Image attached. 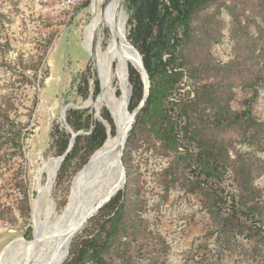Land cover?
<instances>
[{
  "label": "trees",
  "instance_id": "trees-1",
  "mask_svg": "<svg viewBox=\"0 0 264 264\" xmlns=\"http://www.w3.org/2000/svg\"><path fill=\"white\" fill-rule=\"evenodd\" d=\"M126 3L129 10L127 44L138 56L131 45L142 55L150 92L127 136L123 163L128 166L127 150L139 140L159 144L161 152L174 157L172 168L164 175H174L191 194L202 193L207 208L224 215L221 220L224 234L261 236L264 200L254 179L264 173V165L251 154L236 151L232 156L231 153L234 137L264 152V121L251 113L252 103L259 97V87L264 86V0H126ZM221 5H228L231 12L235 42V58L224 65L201 55L198 48L201 42L195 37V27L202 23L204 14ZM246 11L257 27V37L250 33V22L243 24L241 16ZM210 43L207 39L204 46ZM31 68L29 65L27 69ZM128 70L131 86L128 109L132 113L143 99L144 82L137 68L130 64ZM48 71L49 68H45L40 77L38 71L34 73L40 86L48 78ZM87 73L80 76L79 96L88 100L92 94L96 99L101 94L100 80L92 77L91 90ZM187 77L196 84L194 97L174 98V92L179 91ZM235 81L252 91L244 111H233L230 106ZM14 108L11 99L0 97V162L11 154H23L26 125L11 117ZM100 117L94 118L89 108L67 110V124L75 133L83 134L76 135L75 144L58 172L59 178L67 176L68 182L71 181L90 156L104 145L108 138L106 123L111 135H116L110 111L102 109ZM57 135V153L62 156L72 137L67 128L58 129ZM181 147H184L182 151ZM72 165L73 171L70 170ZM227 173H231L235 189L230 194L224 186ZM129 186L127 181L125 189L104 205L87 222L82 233L72 239L68 257L65 256L62 264H134L133 255L137 251L132 250V243H147L144 240L148 234L144 222L137 216L141 209L139 203L129 197ZM27 198L26 195L25 201ZM20 210L22 217L30 216L29 206L27 211ZM16 220L9 208L0 205V222L8 221L15 226ZM31 234L32 229L28 228L24 237L30 240ZM255 252L258 256L264 253L262 249Z\"/></svg>",
  "mask_w": 264,
  "mask_h": 264
},
{
  "label": "rangeland",
  "instance_id": "rangeland-1",
  "mask_svg": "<svg viewBox=\"0 0 264 264\" xmlns=\"http://www.w3.org/2000/svg\"><path fill=\"white\" fill-rule=\"evenodd\" d=\"M62 1L52 0L53 10L44 11L40 8L42 0H0V97L12 100L15 108L11 117L26 125L27 132L23 154H11L0 162V205L9 208L17 219L15 226L8 221L0 222V256L12 245L23 239L27 240L24 235L28 228L32 229L33 238L32 215L41 189L47 186L51 178L54 161L60 157L57 153V130L66 128L62 112L69 105L68 109L86 106L89 99L82 100L78 93L82 74L88 71L91 90L94 87L92 77L96 76L100 80L98 68L83 47V26L89 18L87 7L90 0H77L76 6L70 9H55ZM127 8L125 4L124 10L129 19ZM249 17L250 13L246 11L241 19L244 25L250 22V33L257 37V27ZM233 28L228 5L208 10L202 23L195 27V37L201 42L198 46L201 55H207L205 57L219 65L233 61ZM210 33L219 40L215 41ZM207 39L211 43L204 46ZM29 65L33 68L27 69ZM45 68H49L50 74L44 85L40 86L33 75L38 71L39 77L42 76ZM118 69L119 62L115 60L113 73L111 72V90L120 99L123 94ZM194 84L187 77L173 97L188 95L190 99L193 98ZM232 86L231 109L246 110V101L251 98L252 91L239 81H235ZM129 89L131 93V86ZM117 92L120 93L119 96ZM88 108L94 118L101 119L96 111V104ZM104 108L111 113L104 104L99 112ZM251 113L264 121V86L259 87V97L252 103ZM145 140H139L127 150L128 166L124 164L126 181L123 189L129 181V197L139 203L141 209H138L137 216L144 222L148 234L144 240L147 243H132V250L137 251L132 262L264 264V253L261 255L263 257L255 254V250L264 251V233L256 238L247 233L224 234L221 224L224 215L211 212L202 193L191 194L174 175H164L173 166V155L161 152L159 144ZM233 140L232 156L236 151L251 154L264 165V152L239 141L238 137ZM183 149L181 147L180 150ZM74 165L71 171L74 170ZM81 169L69 182L67 176H57L49 200L58 215L67 206L71 189ZM41 171L45 172L40 176ZM189 171L190 169L187 173ZM254 185L262 190L264 200V173L255 177ZM224 186L229 194L235 192L231 173H227ZM26 195L27 201L24 199ZM28 206L31 208L30 216L22 217L20 209L27 211ZM86 222L77 227L74 237L82 233ZM142 244L144 246L140 249ZM161 249H164V253H161Z\"/></svg>",
  "mask_w": 264,
  "mask_h": 264
},
{
  "label": "bare ground",
  "instance_id": "bare-ground-1",
  "mask_svg": "<svg viewBox=\"0 0 264 264\" xmlns=\"http://www.w3.org/2000/svg\"><path fill=\"white\" fill-rule=\"evenodd\" d=\"M124 8V0H90L87 7L89 18L83 26V47L98 68L102 84L96 108L100 109L104 104L111 110L116 135L108 136L104 145L83 166L71 189L69 202L60 215L49 200L61 167L59 157L54 161L51 178L41 189L32 215L33 238L5 250L0 256V264H62L69 240L77 227L89 220L98 205L123 184L118 152L133 121V116L127 111L131 94L129 64L143 72L140 56L127 44ZM115 60L119 62L116 72L121 79L123 97L120 99L111 90ZM44 172L41 171L40 176Z\"/></svg>",
  "mask_w": 264,
  "mask_h": 264
},
{
  "label": "water",
  "instance_id": "water-1",
  "mask_svg": "<svg viewBox=\"0 0 264 264\" xmlns=\"http://www.w3.org/2000/svg\"><path fill=\"white\" fill-rule=\"evenodd\" d=\"M124 3L126 4V6H127V3H126V0H124ZM128 20V19H127ZM126 27H127V21H126ZM131 45V44H130ZM131 47L139 54V56H140V58H141V63H142V70H143V72H139L138 70V72H139V74L141 75V77H142V80H143V82H144V96H143V99H142V101H141V103L139 104V106L137 107V109L134 111V112H130L129 111V109H128V107H127V111H128V113L129 114H131L132 116H133V118H132V123H130V125H129V127H128V130H127V133H126V136H124V140H123V142H122V145H121V147H120V149H119V165H120V167H121V169H122V172H123V184L121 185V187L119 188V189H117L116 191H115V193L114 194H111L108 198H106L105 200H103V202H101L99 205H98V207L95 209V211L89 216V219L90 218H92L93 216H95L98 212H99V210L104 206V205H106L107 203H109L110 202V200L112 199V198H114V196L120 191V190H122L123 189V187H124V185H125V181H126V174H125V168H124V163H123V153H124V150H125V146H126V141H127V136H129V133H130V131L132 130V127H133V124L135 123V120H136V116H137V114L139 113V111L142 109V107L145 105V103H146V101H147V99H148V96H149V92H150V80H149V76H148V74H147V71H146V69H145V66H144V63H143V58H142V55L137 51V49L134 47V46H132L131 45ZM128 81H129V77H128ZM129 84H130V82H129ZM98 99H99V97L98 98H94V96L91 94V96H90V98H89V100H88V102H87V104H86V106H84V107H76L77 109H86V108H88V107H90L91 105H94V104H96L97 103V101H98ZM70 106V105H69ZM69 106H67L64 110H63V112H62V119L64 120V123H65V125H66V128L69 130V132L71 133V141H70V144H69V147H68V149L66 150V152L62 155V156H60L59 157V159H60V165H62V163H63V161L65 160V158H66V156H67V154L71 151V149L73 148V146H74V144H75V138H76V135H79V134H83L82 132H79V133H75L71 128H70V126L67 124V122H66V112H67V110H68V108H69ZM129 106V105H128ZM96 111H97V113L98 114H100V112H99V108H96ZM111 116H112V118H113V115H112V113H111ZM113 120H114V118H113ZM115 122V121H114ZM106 125H107V127H108V136H110L111 135V133H110V131H111V129H110V126H109V124L108 123H106ZM116 125V124H115ZM107 136V137H108ZM88 222V221H87ZM86 222V223H87ZM86 225V224H85ZM83 228H84V226H83ZM74 238V236L69 240V243H68V245H67V248H66V259H67V257H68V254H69V248H70V244H71V242H72V239ZM23 240H25V239H23ZM65 259V260H66ZM65 262V261H64ZM63 262V263H64Z\"/></svg>",
  "mask_w": 264,
  "mask_h": 264
},
{
  "label": "built area",
  "instance_id": "built-area-1",
  "mask_svg": "<svg viewBox=\"0 0 264 264\" xmlns=\"http://www.w3.org/2000/svg\"><path fill=\"white\" fill-rule=\"evenodd\" d=\"M52 0H42V5L40 8H42L44 11H51L53 10V5L51 3ZM50 3V4H49ZM77 4V0H63L62 2L57 4V7L55 9H70L71 7H75Z\"/></svg>",
  "mask_w": 264,
  "mask_h": 264
}]
</instances>
